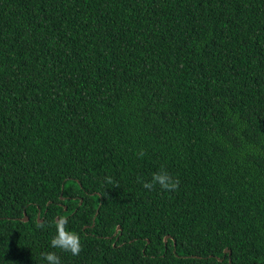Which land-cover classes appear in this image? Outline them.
Listing matches in <instances>:
<instances>
[{
    "label": "trees",
    "instance_id": "obj_1",
    "mask_svg": "<svg viewBox=\"0 0 264 264\" xmlns=\"http://www.w3.org/2000/svg\"><path fill=\"white\" fill-rule=\"evenodd\" d=\"M47 251L264 264V0H0V264Z\"/></svg>",
    "mask_w": 264,
    "mask_h": 264
},
{
    "label": "clouds",
    "instance_id": "obj_2",
    "mask_svg": "<svg viewBox=\"0 0 264 264\" xmlns=\"http://www.w3.org/2000/svg\"><path fill=\"white\" fill-rule=\"evenodd\" d=\"M145 155L143 150H139L137 153L138 157ZM108 184H112L113 187H119L111 177H105ZM159 186L165 191H176L179 186L178 179L174 178L166 170L161 169L155 172L151 176L150 181H144L143 187L149 191L153 190L156 186ZM68 224L66 217H58L55 221V235L50 240L51 248H58L64 252L71 253L72 256H78L82 251V245L80 236L74 231H70L66 226ZM43 227V225H41ZM43 260L47 264H60V257L53 251H47L41 253Z\"/></svg>",
    "mask_w": 264,
    "mask_h": 264
},
{
    "label": "water",
    "instance_id": "obj_3",
    "mask_svg": "<svg viewBox=\"0 0 264 264\" xmlns=\"http://www.w3.org/2000/svg\"><path fill=\"white\" fill-rule=\"evenodd\" d=\"M66 208V207H65ZM58 217H56V219H57ZM24 221H26L27 219H28V217L27 216H25L24 218H22ZM39 221H41V219H39ZM118 229H119V225H117L116 226V229H115V232L114 233H116L117 231H118ZM167 238H168V235H166L165 237H164V241H166L167 240ZM225 251H230V250H228V249H225Z\"/></svg>",
    "mask_w": 264,
    "mask_h": 264
}]
</instances>
